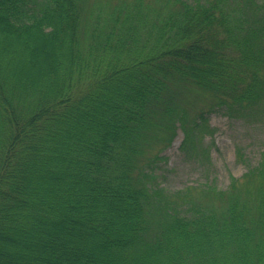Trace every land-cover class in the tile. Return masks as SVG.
I'll return each instance as SVG.
<instances>
[{
    "label": "trees",
    "instance_id": "16d2710c",
    "mask_svg": "<svg viewBox=\"0 0 264 264\" xmlns=\"http://www.w3.org/2000/svg\"><path fill=\"white\" fill-rule=\"evenodd\" d=\"M204 94L264 117V0H0V264H264V152L176 190L148 155L208 160Z\"/></svg>",
    "mask_w": 264,
    "mask_h": 264
},
{
    "label": "rangeland",
    "instance_id": "374dc122",
    "mask_svg": "<svg viewBox=\"0 0 264 264\" xmlns=\"http://www.w3.org/2000/svg\"><path fill=\"white\" fill-rule=\"evenodd\" d=\"M195 96L192 95L191 99L188 96L187 107L190 119L201 110L207 112V128L200 134L199 140L201 147L208 150V160L184 155L180 149L184 138L181 128L177 129L170 143L156 140L148 152V155L158 153L163 156L157 162L158 172H164V177L161 176L159 180L169 190L201 183L205 179L225 188L232 176L240 178L246 172L247 165L256 164L264 152V117L248 121L233 120L218 108L209 109L207 94Z\"/></svg>",
    "mask_w": 264,
    "mask_h": 264
}]
</instances>
